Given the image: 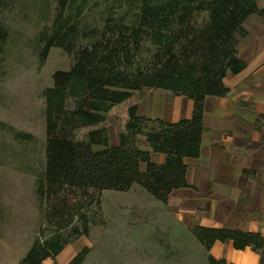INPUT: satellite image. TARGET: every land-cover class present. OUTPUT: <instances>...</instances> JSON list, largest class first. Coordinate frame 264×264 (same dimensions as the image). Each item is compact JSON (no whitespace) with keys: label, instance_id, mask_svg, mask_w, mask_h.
Returning <instances> with one entry per match:
<instances>
[{"label":"trees","instance_id":"obj_1","mask_svg":"<svg viewBox=\"0 0 264 264\" xmlns=\"http://www.w3.org/2000/svg\"><path fill=\"white\" fill-rule=\"evenodd\" d=\"M257 1L140 0L130 21L126 14L111 19L113 28L121 26L119 33L82 37L78 23L61 26L48 39L45 55L58 46L74 55L75 63L68 72L54 75V85L46 93L47 144L38 181L46 227L20 264L54 259L73 240L66 238L69 230L76 238L89 235L88 213L101 207L104 191L127 192L139 184L166 202L172 190L188 186L183 158L200 154L204 99L225 96L226 75L245 68L237 56V36L245 35L243 23L249 16L264 17ZM61 2L65 11L68 1ZM82 13L83 7L79 19ZM7 37L0 24V47ZM150 90L189 97L194 101L192 118L169 123L139 116L140 101ZM70 98L76 106L68 110ZM118 108L123 110L124 129L120 144L109 146L103 124ZM86 128L85 138L77 139L76 133ZM139 136L147 139L153 152L167 155L164 165L151 162V151L138 146ZM13 137L19 144L36 142L24 132ZM141 162L147 163L144 173ZM190 232L206 251L207 264H227L207 254L216 241L227 240L237 250L250 247L260 253L264 264V236L259 233L212 227H194ZM88 251L84 248L69 264H82Z\"/></svg>","mask_w":264,"mask_h":264},{"label":"rangeland","instance_id":"obj_2","mask_svg":"<svg viewBox=\"0 0 264 264\" xmlns=\"http://www.w3.org/2000/svg\"><path fill=\"white\" fill-rule=\"evenodd\" d=\"M67 1L64 11L61 0H0V24L8 31L0 47V264H20L46 227V206L38 192L47 144L46 93L54 75L75 63V56L58 46L45 55L46 42L61 26L78 23L82 37L119 33L121 26L113 28L111 19L126 14L130 21L140 0ZM75 106L70 98L68 110ZM123 119L118 108L103 126L120 133ZM18 131L36 142L16 143ZM88 131H78L76 138L84 139ZM145 191L139 186L104 191L101 207L88 213L89 235L76 238L66 232L73 238L67 246L77 254L89 249L82 264H207L206 251L193 234L166 213L163 200Z\"/></svg>","mask_w":264,"mask_h":264},{"label":"crops","instance_id":"obj_3","mask_svg":"<svg viewBox=\"0 0 264 264\" xmlns=\"http://www.w3.org/2000/svg\"><path fill=\"white\" fill-rule=\"evenodd\" d=\"M257 6L264 9V0ZM243 28L246 33L237 36L236 49L245 68L226 75L225 96L204 99L200 154L183 158L188 186L172 190L165 202L166 213L187 231L212 227L264 236V17L252 14ZM193 110L194 101L187 96L150 90L140 101L138 115L177 123L191 119ZM119 135L115 126L107 128L109 146L120 144ZM137 143L151 151L152 163H166L167 155L153 152L144 136ZM139 167L144 173L147 163ZM135 186L142 188L134 184L131 190ZM76 254L66 246L46 264H69ZM207 254L227 264L261 263L260 253L250 247L237 250L231 240L216 241Z\"/></svg>","mask_w":264,"mask_h":264}]
</instances>
